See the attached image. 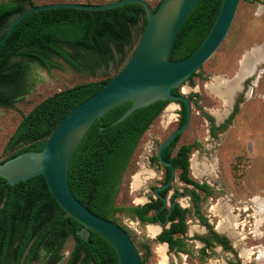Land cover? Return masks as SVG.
Instances as JSON below:
<instances>
[{
  "label": "trees",
  "instance_id": "16d2710c",
  "mask_svg": "<svg viewBox=\"0 0 264 264\" xmlns=\"http://www.w3.org/2000/svg\"><path fill=\"white\" fill-rule=\"evenodd\" d=\"M160 2L153 7L154 10ZM221 3L222 0L199 2L178 32L171 60L184 59L199 47ZM26 6L33 7L32 0L0 1V38L11 21L27 10ZM140 21H143V32L146 23L144 8L129 4L93 12L76 9L43 10L24 18L15 27L0 47V106L9 107L17 102L18 96L5 88L25 80L33 63L50 71L60 67L56 62L60 60L74 72L93 75L102 69L107 77L58 91L37 104L22 117L8 139L6 149L11 150V153L0 164L24 152L41 151L47 137L63 117L76 105L97 93L119 72L135 47L133 30ZM172 93L180 94L179 89H173ZM177 104L181 107L180 126L185 120V105L182 102ZM238 104L239 101L235 100L229 117L219 126H215L214 119L208 117L212 136L227 127ZM130 105L129 101L124 102L92 123L70 159L68 184L81 204L106 220L115 222L113 215L125 212L140 223L155 224L156 218L148 214L160 206V201L119 208L115 206V198L139 140L168 102H155L112 125ZM178 138L163 155L165 160H170ZM194 148L195 144L181 146L171 161L175 168L180 169V181L203 189L208 197L211 195L209 187L205 183L198 184L189 176L188 155ZM184 211L177 208L176 213L170 215V226L162 229L156 241L166 244L169 251L186 254L185 240L188 238ZM164 214L165 210L160 213L162 216ZM80 229L78 222L64 216V211L49 193L42 176L12 186L0 178V264H32L41 251L49 264H57L62 258L60 252L68 238H72L74 244L65 264L118 263L114 250L106 241L93 232H90L88 240H82L76 235ZM221 239L224 250L233 252L228 240L223 236ZM229 264L235 263L229 261Z\"/></svg>",
  "mask_w": 264,
  "mask_h": 264
},
{
  "label": "rangeland",
  "instance_id": "374dc122",
  "mask_svg": "<svg viewBox=\"0 0 264 264\" xmlns=\"http://www.w3.org/2000/svg\"><path fill=\"white\" fill-rule=\"evenodd\" d=\"M112 1L115 0H32V3L34 7L59 2L97 5ZM146 1L154 7L159 0ZM142 28L143 21H140L133 30L135 45ZM257 57L260 60L255 63L253 73L241 80L238 89L228 92L227 84L240 71V62L250 66ZM56 62L60 67L50 71L33 63L25 80L5 88L19 99L12 106H0V161L11 153L6 145L22 117L37 104L58 91L107 77L102 69L90 75L74 72L60 60ZM183 89L184 95L191 99V118L187 129L179 135L176 148L196 144L190 155L191 177L205 183L211 192L207 197L196 191L198 210L216 232L226 237L233 252L218 247L204 254L199 251L202 246L195 238L205 234L206 230L199 218L192 215L194 204L181 195L176 201L189 208L191 213L188 218V256L169 251L167 245L162 248L156 236L149 233L150 224L139 223L125 212L115 213L114 223L128 233L142 264H228L229 261L264 264V257L259 259L257 253L264 247V223L256 227L253 202L255 199L264 204V0H239L224 41L192 79L179 88L180 91ZM235 100L239 101L236 113L223 131L212 136L208 117L214 119L215 126L223 124L232 112ZM180 111L179 104H168L143 134L122 177L115 206H139L153 194V188L162 183V167L153 158L159 144L177 128ZM136 176L139 184L135 185ZM184 188L176 177L170 193L182 194ZM261 211L264 212V207ZM73 244L72 238H68L57 264H65ZM44 257L41 251L32 264H49Z\"/></svg>",
  "mask_w": 264,
  "mask_h": 264
},
{
  "label": "water",
  "instance_id": "95a60500",
  "mask_svg": "<svg viewBox=\"0 0 264 264\" xmlns=\"http://www.w3.org/2000/svg\"><path fill=\"white\" fill-rule=\"evenodd\" d=\"M201 0H161L156 10L146 0H115L104 4L59 2L31 7L17 15L0 38V47L15 27L33 13L50 9L105 11L137 4L144 8L146 23L143 32L123 67L94 95L71 109L56 125L39 152H24L0 164V178L8 185L42 176L49 193L64 211L65 217L81 225L76 232L88 240L90 232L106 241L114 250L117 264H142L139 253L128 233L116 223L106 220L81 204L68 184L70 159L92 123L114 107L130 102V107L112 125L126 119L134 111L158 101L182 102L184 123L175 128L159 145L157 159L170 168V177L155 194L166 189L174 180V168L162 158V151L183 133L191 118V102L182 91L173 94L218 50L232 25L239 0H222L217 16L199 47L188 57L171 60L178 32ZM103 127L100 128V131ZM165 201V199H163ZM165 206V203H164ZM163 206V207H164ZM168 223V218L165 224Z\"/></svg>",
  "mask_w": 264,
  "mask_h": 264
},
{
  "label": "flooded vegetation",
  "instance_id": "af4514ba",
  "mask_svg": "<svg viewBox=\"0 0 264 264\" xmlns=\"http://www.w3.org/2000/svg\"><path fill=\"white\" fill-rule=\"evenodd\" d=\"M180 118H181V115H180ZM180 118H179V120H180ZM178 124H179V121H178ZM177 127H179V126H177ZM191 144H194V143H191ZM187 145H189V144H187ZM169 146H167L165 149H163L162 154H161L162 155V158H163V155L164 154L166 155V153L168 151L167 149L169 148ZM181 146H183V145H181ZM181 146H179L177 148H176V145L174 146V148L171 151V157H170V160L169 161L165 160L164 158L163 159L165 161H167V162H170L173 165L171 159L174 158L177 155V151L179 150V148ZM195 147H196V144H195ZM194 150H195V148L193 149V151ZM193 151L188 155L189 156L188 157L189 171H190V155L193 153ZM153 161L156 162L157 164H159L162 167V175H163V178H162V183L159 186H164L167 183V181L169 180V177H170V168L169 167L162 166L159 163V161L157 159V151H156V155L153 158ZM173 168H174V180H173V182L166 189H164V190H162V191L159 192V194L161 195V197L163 199H165V201L163 199H161V198H159V197L156 196L155 191L159 187V186H157V187H154L153 188V194L150 195L148 197L147 201L145 203L141 204V205H145V204H148V203H158L159 201L161 202L160 206L157 209H155L153 211H150V213L148 214V216H154L156 218V223L155 224L160 226V228H161L160 229V232L162 231L163 228H168L170 226V224L172 222L170 220V215L173 214V213H176L177 208H181V209L185 210L184 211V217L186 219L187 233H188V220H189L188 218L190 217V214H191L190 213V209L189 208H184V207L180 206L178 204V202L176 201V198L179 195L188 197L191 200V202L194 204L193 205L194 206V210H193L192 215L195 214V216H197L199 218V221H200L201 226L203 228H205V230H206V233L205 234H203L202 236H199V237H201V239H197V241L202 246L199 251L202 254H204V252L210 251V250H214L217 247L224 250V247H223L224 245H223V242H222V239H221L222 235L219 234L218 232H216L214 230V228L209 224V222L203 216L200 215V212L198 210V208H199V198H198V196L196 194V191H200V192H202L204 194V196H206L204 190L196 187L195 185L188 184V183H184L183 181H180V178H179L180 169L175 168L174 165H173ZM177 172H178V174H176ZM189 176H190V178H192L191 177V173H189ZM176 177H177V179L180 182H182L185 185V188H184V191H183L182 194H178L177 192L170 193L171 190H172L171 189V185L174 183ZM192 179L195 180L194 178H192ZM197 183L198 184H204V183H199V182H197ZM164 203H165V206H164ZM164 210H165V214L163 216L160 215V213L162 211H164ZM167 218H168V223L165 224V220ZM137 221L140 223L139 220H137ZM155 224H150V225H155ZM187 233H186V237H187ZM155 236H157V235H155ZM223 237H225V236H223ZM185 241H186V244H187V246H186L187 253L186 254L188 256L189 255V245H188V242L190 240L186 239ZM159 244H164V243H159ZM232 262L235 263V264H237V262H235V261H232ZM228 264H229V262H228Z\"/></svg>",
  "mask_w": 264,
  "mask_h": 264
},
{
  "label": "bare ground",
  "instance_id": "6f19581e",
  "mask_svg": "<svg viewBox=\"0 0 264 264\" xmlns=\"http://www.w3.org/2000/svg\"><path fill=\"white\" fill-rule=\"evenodd\" d=\"M259 60L260 59H258V57L255 58L254 61H253V63L250 66H247L244 61H241L240 62L241 63L240 71L238 72V74L236 75V77L233 80H231L230 82H228V84H227V86H228V88H227L228 92L229 91L232 92V91L238 89L241 80L245 76H249V75H251L253 73V71H254V65ZM182 92H183V94H185L186 93L185 89H183ZM219 96L223 97L222 95H219ZM229 105H230V103H229ZM133 183L135 185L136 184H139V178L137 176L134 178V182ZM253 202L255 203V216H256L255 217L256 218L255 225L258 228L261 224L264 223V216L261 215V214H264V212L261 211V209L264 207V204L262 202H258L255 199L253 200ZM148 231H149V233L152 236H155V235H158V233H160V228L158 226H156V225H149L148 226ZM257 235H259V234H257ZM160 245H161L162 248H165V246H166V244H160ZM257 253H258V258L259 259L262 258V257H264V247H260L259 250L257 251Z\"/></svg>",
  "mask_w": 264,
  "mask_h": 264
}]
</instances>
